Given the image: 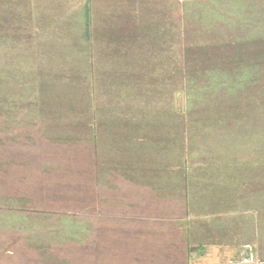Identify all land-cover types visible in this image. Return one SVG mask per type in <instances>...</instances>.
Listing matches in <instances>:
<instances>
[{"label": "rangeland", "instance_id": "rangeland-1", "mask_svg": "<svg viewBox=\"0 0 264 264\" xmlns=\"http://www.w3.org/2000/svg\"><path fill=\"white\" fill-rule=\"evenodd\" d=\"M140 1L0 0V23L16 27L0 29V186L17 190L0 198V212L26 213L42 229L28 264H139L147 249L158 258L142 264H175L160 247L177 252L172 229L191 234L196 219L179 215L176 179L192 171L201 135L246 137L264 173V29H203L208 1ZM214 80L232 83L217 92ZM240 121L259 123L260 135H239ZM118 150L141 155L136 171H105ZM159 171L169 190L152 185ZM216 211L197 220L214 222ZM262 239L260 255L249 240L229 257L208 242L201 252L219 253L212 264L264 261Z\"/></svg>", "mask_w": 264, "mask_h": 264}, {"label": "crops", "instance_id": "crops-1", "mask_svg": "<svg viewBox=\"0 0 264 264\" xmlns=\"http://www.w3.org/2000/svg\"><path fill=\"white\" fill-rule=\"evenodd\" d=\"M143 1L144 3L140 1L141 6L146 7V4L151 3L153 0ZM177 1L184 3L186 0ZM195 1L196 0H194V2ZM203 1H208L209 3L208 9H206L205 4L201 9V14L207 16L206 25H204V27L202 25L203 29H264V0ZM0 7L1 11L8 10V7L2 2ZM1 11L0 15H3ZM145 14V17H150V14L152 17V8L147 9ZM6 16L9 17L5 14L3 19H5ZM15 16L21 15L17 14ZM143 16L144 15H141L140 17ZM16 20L17 18H12L11 21L13 25ZM4 22L5 21L0 23V29H16V27H14L15 25L11 27L10 24L6 25V22ZM36 26H40V29H42L41 22ZM145 29H151L150 25H146ZM259 126V123L249 124V122L240 121V127H237V129L239 135L243 133H250L251 135L257 133L260 135L261 128ZM207 135L208 137H205L206 135H201L197 138L198 141L195 143L194 150L192 151L194 154V159H192L193 168L192 171H188V173H192L193 178H190L189 173L185 180V178L178 173L176 179L179 192L181 191L180 188H182V195L186 197V200L183 198V201L179 200L177 204V206L180 205L178 208L180 210L179 215L189 213V216L196 220L190 225L191 234L187 236L183 234L181 230L172 229L170 231L173 233V238L176 236V239H178L176 253L169 247H160V252L164 254L163 258L167 255L168 260L171 257L173 259L171 262L175 264H212V262L215 261L212 259H215V257L219 258L220 256L218 252L212 256H210V252L207 255H203L201 251L202 248L205 247L204 244L207 242L216 247L218 246V248H216L217 250H226V257H229L231 255L230 253L234 251V249L232 250L231 248H233L232 245L237 240H249L254 244L253 247L256 255L262 253L261 249L263 246H261V243L263 242L262 238H264V173L261 174V166L259 164H252L254 158L260 159L258 153L252 152L254 144L249 145L246 142V137L234 139L233 135L229 132L223 133L214 130ZM258 137V135H254L249 140L252 142L257 140ZM118 151L119 153L112 152L113 154L109 156L112 158L108 157V161L114 163L112 168L105 169V171L111 174L113 172L118 177H121V174L126 175L127 171L131 173V171L129 172L131 167L135 170L132 161L140 162L141 155L138 153L127 154L125 152V154H123L122 150ZM182 151L185 160L180 165V171H185L186 168L183 164H185L187 156L184 144ZM252 157L254 158L251 159ZM129 165H131V167H129ZM163 167L165 171H167V167L169 168V166L166 165H163ZM99 169L100 172L102 170L100 166ZM162 171L165 172L164 170ZM165 175L166 176H164L163 173L161 176V172L159 171L156 179L151 181L154 182L152 185L155 187H165L169 190L164 184V180H167L170 176L166 173ZM1 178L5 180L6 183L12 181V177L8 174L1 175ZM0 188H2V190H0V198L9 196L10 193H13L15 190L13 186L3 185L0 186ZM172 201L174 200L172 199L171 202ZM31 202L35 203L34 200H31ZM46 202L48 203V201ZM47 206L46 208H48ZM39 207L41 208L42 206ZM208 209L217 210V213L215 212L213 215L215 216L214 222H212V217L208 218L212 223L207 222L208 219L199 223L196 214L201 211H207ZM12 223H14V227ZM31 223L33 222L26 217V213L20 216L18 214L13 215V213L7 211L5 213L0 212V264H28L26 261V254L29 251L36 252V250L33 251L31 249L35 246V244H31V240H35L34 236L40 231L38 225L32 227ZM25 228H30L32 230L30 232L31 239H29V244L31 246L27 244V238L24 236L27 229L22 231V229ZM4 234H6L5 237H3ZM188 251H192L196 255V257L192 256L191 258H196L197 262L191 263L187 259ZM28 256L35 258L32 254ZM137 256L139 257V264H142V258L148 260L151 257L158 258L155 249L151 251L147 249L145 253L141 251ZM36 257L38 256L36 255ZM156 261L158 260H155V262ZM150 263L151 262L148 261L145 262V264Z\"/></svg>", "mask_w": 264, "mask_h": 264}, {"label": "trees", "instance_id": "trees-1", "mask_svg": "<svg viewBox=\"0 0 264 264\" xmlns=\"http://www.w3.org/2000/svg\"><path fill=\"white\" fill-rule=\"evenodd\" d=\"M85 33L87 34V30L85 31ZM209 82L211 83V85L210 84L209 85L212 87V89H215V91H217V92H218V90L224 91L225 89H228L230 84L232 83V82L227 81V80H214V81H208V83ZM239 83L240 82H237L236 84H239ZM126 122H128V121H126Z\"/></svg>", "mask_w": 264, "mask_h": 264}, {"label": "built area", "instance_id": "built-area-1", "mask_svg": "<svg viewBox=\"0 0 264 264\" xmlns=\"http://www.w3.org/2000/svg\"><path fill=\"white\" fill-rule=\"evenodd\" d=\"M242 264H264V261H258L257 259L254 260V256L249 254L243 259Z\"/></svg>", "mask_w": 264, "mask_h": 264}]
</instances>
